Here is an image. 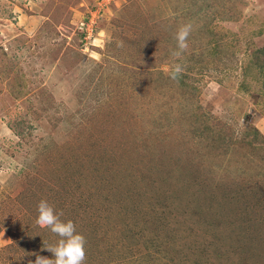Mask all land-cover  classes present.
<instances>
[{"label": "rangeland", "instance_id": "obj_1", "mask_svg": "<svg viewBox=\"0 0 264 264\" xmlns=\"http://www.w3.org/2000/svg\"><path fill=\"white\" fill-rule=\"evenodd\" d=\"M184 24L193 30L177 59ZM218 39L236 55L213 48ZM263 45L264 0H0V249L14 242L18 218L30 227L24 258L52 257L45 247L59 237L36 224L45 200L62 221L76 215L84 264L249 259L235 217L209 213L221 191L195 168L194 148L210 139L194 113L264 146V74H241L245 50ZM175 63L184 70L172 80ZM236 150L226 178L262 194L252 216L264 217V150ZM208 166L224 171L219 159ZM96 209L102 219L89 224Z\"/></svg>", "mask_w": 264, "mask_h": 264}, {"label": "trees", "instance_id": "obj_2", "mask_svg": "<svg viewBox=\"0 0 264 264\" xmlns=\"http://www.w3.org/2000/svg\"><path fill=\"white\" fill-rule=\"evenodd\" d=\"M210 40L211 34H214V30L210 29L208 30ZM212 47L217 50H223L225 53L232 52V56L236 55L235 52L232 49L231 44L226 41L225 39L221 40H213ZM247 60L242 62V75H248L249 71L252 72L254 70H257L259 73L264 74V45L261 47H248L247 50ZM148 73V72H147ZM161 73V72H159ZM255 77V74L253 75ZM259 94V93H258ZM260 95V94H259ZM263 95V94H262ZM195 121H198V125L200 129V132L205 133L204 138L210 139L209 141L204 142V145H201L199 142L197 143V146L194 148L195 155V168L196 169H205V171H209V174H205V176L212 181L218 188L220 187L221 191V198L215 205L216 210L215 213L213 211H209V213L212 214L213 217H221L225 214L235 217L234 220L230 221L231 225L237 224L239 227L237 228V235L238 241L245 245L244 247H240L244 250H249L250 253L249 259L246 261H241V264H249V261L251 260L252 264H263L264 263V255L257 257L253 256V250L258 249L259 251H264V217H254L252 216V213H257V210L261 207L260 203H262L261 193H257L256 191L252 190L251 192L246 191L245 183L243 181H240L238 177H230L229 181L227 180V176L230 175L229 172H232L231 169H227V165L229 163V155L235 154L238 151L236 150L237 147L240 148V144L245 143L246 145H250L251 148H254V150L262 151L264 150L259 140L257 142V135L255 134L254 138L256 140L251 139L248 140L246 138L247 134L242 132L241 139L233 138L232 136L234 133H227V131L230 129V127L226 126V124H223L222 122L213 123L208 118V114H206L205 111L199 112L198 115L195 114ZM226 131V134L224 133ZM215 140H219L218 142H215ZM255 141V142H254ZM92 144L90 145V149H92ZM216 146V149H213L212 147ZM118 147V146H116ZM191 148H185L184 151H188L191 153ZM131 153V152H127ZM124 152V154H127ZM86 155L90 156L89 151L86 153ZM188 155L184 156H178V160L182 158V160L187 161L189 158ZM207 156V159L209 160L206 163L202 162V158ZM49 163V157L43 158ZM69 160V158H67ZM212 159V160H211ZM216 159H219L221 161V164L224 163V171L220 173L218 170L214 171V169L210 168L208 165L211 164V162L215 163ZM63 164H70L66 159L64 160ZM221 165H219L218 168H220ZM234 171V170H233ZM264 176V175H263ZM193 178H197V176H193ZM223 185V186H222ZM209 190V189H208ZM244 190L247 193L244 192ZM134 195V194H133ZM138 195V193H136ZM256 199H258L260 202L259 204L256 202ZM222 200V201H221ZM257 200V201H258ZM63 205V204H61ZM64 207L66 205H63ZM210 206V207H209ZM207 206L211 209V205ZM106 208V209H105ZM67 209V207L65 208ZM105 211L109 214L113 212V206H111V203L107 205V207H104ZM97 210V209H96ZM99 213L96 212L94 216H87V221H90L89 224H94L98 222L101 218L100 211L97 210ZM73 212L76 213V209H73ZM121 213V209L118 211ZM123 212L126 213V210ZM122 212V213H123ZM112 214V213H111ZM92 215V214H91ZM105 215V214H104ZM5 215H2V218L0 217V229L3 225H6L4 221ZM59 217V216H58ZM61 219V217H59ZM108 218L110 216L108 215ZM13 219V218H11ZM216 219V218H214ZM18 218L13 219V228H15L14 231V242H11L9 244H6L0 249V263L2 264H26V261L28 259L33 260L34 255H29V258H24V253L21 251L22 246L24 244L23 238L24 234H26V230L30 227L23 226L22 223H18ZM76 215L73 217V221L75 222ZM218 220V219H216ZM26 227V228H25ZM235 232H231L230 236ZM23 239V240H22ZM22 240V241H21ZM255 248V249H254ZM1 251L3 253L6 251L8 252L6 256L1 255ZM256 251V250H255ZM256 255V254H254Z\"/></svg>", "mask_w": 264, "mask_h": 264}, {"label": "clouds", "instance_id": "obj_3", "mask_svg": "<svg viewBox=\"0 0 264 264\" xmlns=\"http://www.w3.org/2000/svg\"><path fill=\"white\" fill-rule=\"evenodd\" d=\"M192 30L191 24H184L178 28L174 37L176 49L172 51L173 57L180 59L187 50V40ZM183 70L181 63H175L167 74L170 79L177 80ZM36 210V224L42 228H49L59 239L54 245L45 247L52 254L51 258L31 253L30 255L35 256V260L28 259L26 264H84L86 241L85 237L77 232L75 224L70 220L62 221L45 200L37 204Z\"/></svg>", "mask_w": 264, "mask_h": 264}]
</instances>
